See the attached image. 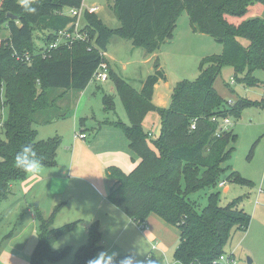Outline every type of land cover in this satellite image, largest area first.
Returning <instances> with one entry per match:
<instances>
[{
	"label": "trees",
	"instance_id": "16d2710c",
	"mask_svg": "<svg viewBox=\"0 0 264 264\" xmlns=\"http://www.w3.org/2000/svg\"><path fill=\"white\" fill-rule=\"evenodd\" d=\"M82 2L31 0L36 12L28 13L22 0H0V26L8 32V37L0 41V109L6 112L0 126V203L12 194V186L28 175L15 163L17 153L26 145L32 146L43 167L56 164L61 139L38 140L32 128L33 116L52 104L49 91H83L99 64L107 62L101 52L106 51L113 36L130 41L134 48L148 54L158 51L164 42L172 40L177 19L185 11L192 30L220 43L222 53L205 57L193 81L177 83L167 108L151 102L153 87L165 79L159 60L154 61V72L144 80L140 92L109 70L108 79L128 123L104 121L98 126L120 128L140 161L129 173L116 166L106 169V177L116 183L107 200L138 226L154 214L175 227L179 241L172 264H216L232 232L246 231L251 217L237 208V200L220 206L218 195L210 194L207 205L198 209L189 197L214 186L228 170V180L242 186L250 183L230 166H222L230 159L234 150L231 144L237 136L231 129L218 136L216 133L220 118L238 119L242 109L260 103L244 98L227 102L215 90L214 82L221 69L229 67L235 82L247 88L259 85L253 73L264 70V0H110L118 28H108L94 13L84 11L83 30L88 39L48 49L55 33L72 29L77 16H68L66 11L79 10ZM35 40L42 46L37 47ZM114 98L102 94L104 113L115 112ZM148 112H156L160 118L156 137H150L142 127ZM84 122L80 119L81 126ZM59 209L56 206L46 219L36 209L38 237L31 264H46L67 255L69 248L52 251V246L80 221L52 228ZM102 250L99 224L93 222L88 227L87 243L78 248L73 264H89ZM125 260L115 257L111 264H124Z\"/></svg>",
	"mask_w": 264,
	"mask_h": 264
},
{
	"label": "rangeland",
	"instance_id": "374dc122",
	"mask_svg": "<svg viewBox=\"0 0 264 264\" xmlns=\"http://www.w3.org/2000/svg\"><path fill=\"white\" fill-rule=\"evenodd\" d=\"M93 1L83 0L82 5ZM99 2L100 6L108 10L106 0ZM108 2L110 3V0ZM78 23L84 24L83 12L79 13ZM4 30L1 25L0 40L6 36ZM242 43L244 44L245 41ZM164 44L168 69L172 74L180 76L181 81H193L199 75L203 59L220 55L223 50L222 45L211 37L192 30L185 11L177 19L172 40ZM35 45L40 47L42 42L35 40ZM114 50L119 56L124 55L120 47L115 46ZM119 71L120 67H114L116 74ZM127 75L135 79L136 85L138 84L137 74ZM140 75L144 77L143 73ZM253 76L258 80L259 85L247 88L234 81L231 68L223 67L214 82L215 90L227 102L244 98L260 103L245 107L238 119H231L233 122L231 129L237 139L231 144L234 150L230 159L222 165L223 168L230 166L232 171L238 172L241 177L249 181V185L242 186L228 180L230 171L228 170L221 175L214 186L199 190L189 197L198 209L207 205L210 194L218 195L220 206H226L237 200V208L251 217L246 231H233L224 248L226 254L234 256L237 264H264V99H262L264 70L254 71ZM108 87L113 89L109 79L105 83L92 80L83 91L70 90L68 94V91L50 90L48 98L52 101L51 106L33 116L35 121L32 123V128L36 131L38 140L57 136L62 141L57 150V165L51 168L41 166L39 173L35 175L28 173L25 179L12 186V194L0 203V264H31L38 237L36 209L46 219L56 206H60L53 216L52 228H60L81 220L74 229L58 238L52 246V251L69 248L67 255L58 261L46 263L73 264L76 251L87 243L88 227L95 211L103 202L108 208H114L106 200L108 184L104 172L109 166L116 165L112 162L115 157L96 147L93 134L97 132L98 121L108 118L121 122L128 120L115 90L109 92ZM103 93L114 94V113L106 114L102 111ZM0 100H3L2 91ZM53 115H64V120H53L51 123L39 122L40 118L48 119ZM80 119L86 120V126L80 125ZM79 132L85 134L82 143L74 142L75 134ZM91 142L95 147L88 152L83 144ZM76 144L80 148L77 151L74 162L76 170L73 173L78 177L68 174L59 183L56 178L63 174V167L69 168L72 164L67 148H75ZM131 156H133L131 151L124 154L123 159L127 157L124 168L119 165L116 167L125 173L132 171L137 159ZM52 182H54L53 186H51ZM221 182H225L223 187L219 186ZM57 191L62 192V196L59 194L58 197ZM117 214L115 220L104 214H98L93 220L98 222L103 238L104 250L97 256V258L101 255L105 256L101 257V264H107L108 258L112 260L115 257L130 260V264H154L157 261L173 263V253L179 241L176 228L166 224L154 214H150L142 226L136 225L123 213ZM249 260L251 263H248Z\"/></svg>",
	"mask_w": 264,
	"mask_h": 264
},
{
	"label": "crops",
	"instance_id": "0c3cea01",
	"mask_svg": "<svg viewBox=\"0 0 264 264\" xmlns=\"http://www.w3.org/2000/svg\"><path fill=\"white\" fill-rule=\"evenodd\" d=\"M99 1L100 0H98V1L94 0L93 2L88 3L87 5L83 4L81 6V8L79 9V11L84 13V11H87L89 8L95 7L97 9L94 12V14L103 22L104 25H106L108 28H112V29L118 28L120 24H119V21L115 15V13L111 9V3H109L108 0H106L108 10H105L106 8H103L102 6H100ZM78 16H77V20H76L77 24L79 27L84 28L85 21H84V24H79L78 23ZM3 28L5 29L4 26H3ZM4 31H6V33H5L6 36L3 39L8 37L7 30L5 29ZM162 45L158 51H156L152 54H148L142 48H134L131 45L130 41L113 36L110 38V40L108 42V45L106 47V51L104 52V58L106 59L110 69L113 72H114V67H120V71L117 75H119L123 79H125L129 83V85L132 88H134L137 92L141 91L143 82L147 78V76L153 74V72H154V69H153L154 61L156 59L159 60V65H160L159 69L162 71L165 79L159 80L155 84V86L153 87V95H152L151 102L155 107L167 108V107H169V105L171 103V96H172V93H173V90H174L176 84L179 83L182 79L180 76H176L169 71L168 63H167V59H166V53L167 52H166V50H164L165 44L163 43ZM115 46L120 47L123 50L124 55L119 56L116 53V51L114 50ZM140 73L141 74L143 73L144 77H142V75H140ZM127 74H137L139 77V79L137 80L138 84L136 85L135 79H131L130 77H128L130 75H127ZM107 89L109 90V92H113L114 88L112 89V87H108ZM68 93H69V91L67 92V94ZM112 95H114V94H112ZM238 99L239 98H237L236 100H238ZM262 99H264V97ZM230 102H232V101H230ZM53 120H64V115H53V116H50L48 119L40 118L39 122L40 123L41 122L42 123H51ZM33 121H35L34 118H33ZM104 121L115 122L116 120L108 118V119H104V120H101L98 122L102 123ZM159 122H160V118L156 112H148L143 119L142 127L145 130V132H149V133H147V134H149V136L156 137L159 133ZM85 123L86 122H84V125L86 126ZM123 123L127 124L128 122L123 121ZM81 131H82V129H81ZM150 131L153 133H151ZM82 132H79V134H83L84 138L83 139L75 138L74 142H76V141H77L76 143L84 142L85 134ZM93 135H94L93 138H94V142L96 143V147L101 149L103 152L111 153L112 156L115 157V160L112 161L113 164L119 165V167L124 168V166H125L124 162H126L127 157H125L123 159V156H124V154L129 153V151H131V149L129 148L128 140L125 138L122 130L120 128L110 126V125L98 126V123H97V132L94 133ZM83 145L88 152L93 147H95L92 145V142L90 144L86 143ZM79 148H80V146H78L77 144L75 145V148H72V149L67 148V153H69L71 156L72 164L70 165L69 168L63 167L64 168L63 174L56 178V180H59V183L61 182V179L63 177H65V175H68V174H70L71 176H77L78 177V175H74L73 172H75V170H76V167H74V162L76 160L77 151ZM131 157H135L137 159L136 160V165H137L140 161L139 157L137 155H135L134 153H133V156H131ZM56 165H57V162H56L54 167H56ZM136 165L134 166V168L136 167ZM79 177H81V176H79ZM104 177L107 181L106 184H108V191L106 194V200H107V195L109 194L110 190L115 186L116 183H115V180L108 179L106 177V172H104ZM53 183L54 182H52L51 186H53ZM57 193H58L57 196L60 197L62 192L57 191ZM53 204H56V203H53ZM117 213L121 214L122 212L120 210H118L116 207L108 208L107 206H105V202H103L101 204L100 208L95 211L93 218L91 219V223L93 222L94 219L97 218L98 214H104L105 216L114 219L115 216L118 215ZM80 222H81V220H80ZM178 233H179V231H178ZM178 239H179V237H178ZM102 242H103V238H102ZM176 246H177V244H176ZM103 250H104V247H103Z\"/></svg>",
	"mask_w": 264,
	"mask_h": 264
},
{
	"label": "built area",
	"instance_id": "2783aa9c",
	"mask_svg": "<svg viewBox=\"0 0 264 264\" xmlns=\"http://www.w3.org/2000/svg\"><path fill=\"white\" fill-rule=\"evenodd\" d=\"M97 8L92 7L89 8L87 11L89 13H94ZM79 10L78 9H71L67 10L66 14L71 17H75L79 15ZM72 29H65L62 31H59L55 33V39L53 42H51L47 48L48 49H56L62 46H70L76 41H84L88 39L87 34L83 30V28L79 27L77 24V21L72 25ZM101 55L104 57V52H101ZM26 60H28V57L25 56ZM110 70V67L107 62H101L95 72L93 73L92 80L99 82V83H105L108 80V72ZM234 81L232 80L231 83ZM232 103V102H230ZM232 118L227 116V117H222L218 120V131L216 133V136L221 134L223 131H227L231 129V126L233 124ZM5 120L3 110L0 109V126L3 124ZM191 129H194V125H191ZM75 138L83 139L84 135L83 134H76ZM225 185V182L219 183L220 187H223ZM144 264V263H141ZM216 264H237L234 256L232 254H222Z\"/></svg>",
	"mask_w": 264,
	"mask_h": 264
},
{
	"label": "clouds",
	"instance_id": "9594fccd",
	"mask_svg": "<svg viewBox=\"0 0 264 264\" xmlns=\"http://www.w3.org/2000/svg\"><path fill=\"white\" fill-rule=\"evenodd\" d=\"M22 5L26 12L35 13L36 8L32 6L31 0H22ZM16 166L28 173L38 174L41 169V160L37 157L36 152L31 145H26L15 157ZM101 255L99 258L89 262V264H101ZM109 264H111V258H108ZM124 264H130V260H125Z\"/></svg>",
	"mask_w": 264,
	"mask_h": 264
},
{
	"label": "water",
	"instance_id": "95a60500",
	"mask_svg": "<svg viewBox=\"0 0 264 264\" xmlns=\"http://www.w3.org/2000/svg\"><path fill=\"white\" fill-rule=\"evenodd\" d=\"M7 17H8V18H11V19H14V20L17 19L16 16H13V15H11V14H7ZM248 263H251V260H249Z\"/></svg>",
	"mask_w": 264,
	"mask_h": 264
}]
</instances>
